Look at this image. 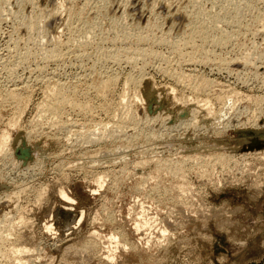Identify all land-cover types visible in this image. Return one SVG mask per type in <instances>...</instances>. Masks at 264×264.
I'll list each match as a JSON object with an SVG mask.
<instances>
[{
	"label": "rangeland",
	"instance_id": "rangeland-1",
	"mask_svg": "<svg viewBox=\"0 0 264 264\" xmlns=\"http://www.w3.org/2000/svg\"><path fill=\"white\" fill-rule=\"evenodd\" d=\"M28 1L0 0V264H264V0Z\"/></svg>",
	"mask_w": 264,
	"mask_h": 264
},
{
	"label": "bare ground",
	"instance_id": "bare-ground-1",
	"mask_svg": "<svg viewBox=\"0 0 264 264\" xmlns=\"http://www.w3.org/2000/svg\"><path fill=\"white\" fill-rule=\"evenodd\" d=\"M69 1V0H68ZM22 2H23V0H22ZM28 2H31V0L30 1H28ZM74 2H75V0H74ZM111 3V2H110ZM2 4H4V2L2 3ZM9 4V3H8ZM60 4V3H59ZM58 4V5H59ZM5 5V4H4ZM61 5V4H60ZM146 5V4H145ZM3 6V5H2ZM2 6H0L1 8H3ZM69 5H67L65 8L67 9V7H68ZM100 6V5H99ZM32 7V6H31ZM58 7V6H57ZM61 8H63L62 7V5L60 6ZM9 8V7H8ZM61 8H59V9H61ZM71 8V7H70ZM32 9V8H31ZM52 9V8H51ZM58 8H56V11L58 12V10H57ZM64 9V8H63ZM65 9V10H66ZM2 10H4V9H2ZM1 10V11H2ZM20 10V9H19ZM22 10V9H21ZM80 11L79 12H82L81 11V9H79ZM5 11V10H4ZM18 11V10H17ZM76 11H78V10H76ZM95 11V10H94ZM23 12V11H22ZM31 12V11H30ZM41 12V11H40ZM55 12V11H54ZM54 12H52L53 14H54ZM16 13V12H15ZM18 13H19V11H18ZM56 13V12H55ZM73 13V12H72ZM76 13H78V12H76ZM94 13V12H93ZM96 13H97V10H96ZM99 14H100V12H98ZM98 13L96 14V16H98ZM102 13V12H101ZM1 14V13H0ZM22 14V13H21ZM21 14H18V15H20L21 16ZM44 14V13H43ZM61 14V13H60ZM95 14V13H94ZM106 14V13H105ZM30 15V14H29ZM78 15V14H77ZM85 15V14H84ZM100 15H103V14H100ZM99 15V16H100ZM113 15V14H112ZM123 15V14H122ZM218 15V14H217ZM35 16H37V14L35 15ZM35 16H34V18H35ZM67 16V15H66ZM72 16H73V14H72ZM75 16V15H74ZM86 16V15H85ZM104 16V15H103ZM2 17V16H1ZM89 16H86V17H84V16H82L81 14H80V16H79V18L77 17V19H80V21L82 22V28L84 29L83 30V33H84V31H85V34H87L86 33V30H87V32L89 31V32H92L93 30H94V28H96L98 25H99V21H98V19L95 17V18H88ZM113 17H114V19H115V17H117V16H114L113 15ZM20 18H24L23 16L22 17H20ZM32 18V17H31ZM30 18V19H31ZM40 18H41V16H40ZM76 18V17H75ZM74 18V19H75ZM38 19V18H37ZM72 19V18H71ZM77 19H75L76 21H77ZM114 19H113V21H114ZM142 19V18H141ZM24 20H26V19H24ZM28 20V19H27ZM35 19H33V22H30L31 20H28L29 21V30H30V27L32 26L33 27V25H35V21H34ZM48 20V19H47ZM55 20V19H54ZM74 20V22H76ZM22 21H23V19H22ZM69 21V20H68ZM79 21V20H78ZM111 21H112V19H111ZM26 22V21H25ZM39 22V21H38ZM66 20H65V24L64 25H66ZM69 22H72V21H69ZM37 23V22H36ZM68 23V22H67ZM78 22H76L75 24H77ZM119 23V22H118ZM22 24H23V22H22ZM25 24H27V22L25 23ZM111 24H113L112 22H111ZM185 24V23H184ZM226 24V23H225ZM24 25V24H23ZM71 24H69V26H70ZM68 26V25H67ZM72 26V25H71ZM79 26V25H78ZM77 26V27H78ZM80 26H81V24H80ZM114 26V25H113ZM226 26V25H225ZM28 27V26H27ZM76 27V26H75ZM115 27V26H114ZM139 27V26H138ZM34 28H37V27H34ZM33 28V29H34ZM68 28V27H67ZM81 28V27H80ZM112 28V27H111ZM73 29V28H72ZM117 29V28H116ZM120 29V28H119ZM39 30V29H38ZM127 30V29H126ZM32 31V30H31ZM37 31V30H36ZM82 31V30H81ZM123 31V33L124 32H126L125 31V29L123 28L120 32H122ZM138 31V30H137ZM141 31V30H140ZM143 31V30H142ZM167 31V30H166ZM88 32V33H89ZM147 32V31H146ZM145 32V33H146ZM12 33V32H11ZM94 33V32H93ZM114 33V32H113ZM131 33V32H130ZM193 33V35L191 36L190 35V38L191 37H193L194 38V36H196V34L197 33H195V30L194 31H192L191 32V34ZM72 34H73V32H72ZM91 34V33H90ZM119 34V33H118ZM171 34V33H170ZM79 35V34H78ZM86 36H88V35H86ZM130 36V35H129ZM89 37V36H88ZM117 37V36H116ZM122 36H120V38H121ZM124 37H126V36H124ZM128 37V36H127ZM131 37V36H130ZM136 37H137V39H136V42H138V43H141V42H144V41H146V39H148L149 38V36H148V38H147V34H142V33H137L136 34ZM83 38H85V37H83ZM82 38V39H83ZM91 38V37H90ZM103 38H104V36H103ZM154 38V37H153ZM196 38V37H195ZM28 39H30V38H28ZM35 39V38H34ZM72 39V38H71ZM86 39V38H85ZM84 39V41H86ZM88 39V38H87ZM105 39V38H104ZM118 39V38H117ZM152 39V38H151ZM167 39V38H166ZM169 39V38H168ZM23 40V39H22ZM58 40V39H57ZM76 40V39H75ZM89 40V39H88ZM92 40V39H91ZM90 40V42L91 43H93L92 41ZM126 40V39H125ZM155 40V39H154ZM157 40V39H156ZM164 40V39H163ZM175 40V39H174ZM109 41V40H108ZM129 41V40H128ZM128 41H127V43H128ZM56 42H58V41H56ZM55 42V43H56ZM89 42V43H90ZM97 42V41H96ZM102 42V41H101ZM114 42V41H113ZM113 42H111V43H113ZM148 42V41H147ZM167 42V41H166ZM11 43V42H10ZM42 43H44V42H42ZM54 43V44H55ZM65 43V42H64ZM83 43V42H82ZM88 43V42H87ZM88 43V44H89ZM152 43V42H151ZM162 43V42H161ZM190 43V42H189ZM84 44V46L85 45H87L86 43H83ZM97 44V43H96ZM101 44V43H100ZM154 44H156V43H154ZM82 45V44H81ZM115 45V44H114ZM129 45V44H128ZM139 45V44H138ZM141 45V44H140ZM164 45V44H163ZM16 46V45H15ZM55 46H56V44H55ZM63 46V45H62ZM83 46V45H82ZM148 46V45H147ZM14 47V46H13ZM99 47V46H98ZM134 47V46H133ZM136 47V46H135ZM143 47V46H142ZM141 46H140V49H141V51H144V49L142 48ZM55 48V47H54ZM53 48V50H51V48H50V52L48 53L46 50V52L48 53L47 54V58L44 56V58L45 59H55V60H58L57 58H59L57 55H59V49L61 48H56V49H54ZM10 49V48H9ZM116 49V48H115ZM135 49V48H134ZM138 49V48H137ZM139 49V50H140ZM168 49V48H167ZM40 50V49H39ZM101 50V49H100ZM117 50V49H116ZM125 50H126V48H125ZM66 51V50H65ZM65 51H63L64 53H65ZM74 51V50H73ZM132 51V50H131ZM141 51H139V52H141ZM151 51V50H150ZM45 52V53H46ZM67 52V51H66ZM83 52V51H82ZM92 52V51H91ZM145 52V51H144ZM21 53V52H20ZM44 53V52H43ZM61 53H62V51H61ZM60 53V54H61ZM81 53V52H80ZM84 53V52H83ZM120 53V52H119ZM122 53V52H121ZM146 53V52H145ZM76 54V53H75ZM79 54V53H78ZM103 55H104V53H102ZM117 54V53H116ZM24 55V54H23ZM46 55V54H45ZM107 55V54H106ZM110 56H111V53L109 54ZM112 55H114V54H112ZM118 55V54H117ZM123 55V54H122ZM125 55V54H124ZM142 55V54H141ZM11 56V55H10ZM19 56V55H18ZM56 56H57V58H56ZM63 56H64V54H63ZM62 56V57H63ZM78 56V55H77ZM126 56V55H125ZM124 56V57H125ZM128 56V55H127ZM136 56V55H135ZM55 57V58H54ZM62 57H60V58H62ZM116 57V56H115ZM123 57V58H124ZM137 57V56H136ZM43 58V59H44ZM18 59V58H17ZM21 59V58H20ZM130 59H132V58H130ZM46 61H48V60H46ZM44 65H46V64H44ZM47 65H48V63H47ZM29 66V65H28ZM43 66V65H42ZM104 67V66H103ZM38 68V67H37ZM37 70H39V69H37ZM37 72V71H36ZM32 73V72H31ZM51 75V74H50ZM8 77H10V76H8ZM7 81V80H6ZM5 81V82H6ZM105 82V81H104ZM58 83V82H57ZM103 83V82H102ZM29 85V84H28ZM91 85V84H90ZM4 86V85H3ZM12 86V85H11ZM16 86V85H15ZM20 86V85H19ZM25 86V85H24ZM63 85H61V87H62ZM102 86V85H101ZM4 88V87H3ZM11 88V87H10ZM104 88V87H103ZM6 89V88H5ZM89 89V88H88ZM7 91H5L6 93L5 94H7V96H9L11 99H13L16 103H18L19 104V102L21 101V100H23V99H21L20 98V96H19V94H20V90L19 89H17V87L16 88H14L13 87V89H6ZM48 91V90H47ZM1 92V91H0ZM4 92V91H3ZM49 92V91H48ZM51 93V92H50ZM4 94V93H3ZM52 94V93H51ZM70 94H71V92H70ZM98 94V93H97ZM0 95H2L1 93H0ZM22 96V95H21ZM3 97H5V95L3 96ZM46 99V98H45ZM26 100V99H25ZM48 102H46L47 104H45L46 106V109H47V111L48 110H51V111H53V113L54 112H58L59 111V109H60V107L61 106H64V104L66 103V102H68V103H70V107H71V104L73 105V104H76L75 102V100H76V98H74V95H73V97H70V96H68L67 95V92H66V90H65V88L63 89V88H59L53 95H52V97H51V99H49L48 98ZM46 101V100H45ZM22 103V102H21ZM44 103V102H43ZM17 104V105H18ZM66 105V104H65ZM77 105V104H76ZM76 105L74 106H72V107H76ZM44 106V105H43ZM68 106H69V104H68ZM20 107V106H19ZM45 107H43V108H45ZM43 108H42V110H43ZM45 109V110H46ZM22 110V109H21ZM61 110V109H60ZM20 111V110H19ZM47 111H45V112H47ZM21 112V111H20ZM40 113V112H39ZM44 113V112H43ZM52 113V112H51ZM50 113V114H51ZM55 114H57V113H54V115ZM105 114V113H104ZM39 115V114H38ZM19 116V115H18ZM50 116V115H49ZM53 116V115H52ZM40 117V116H39ZM38 117V118H39ZM41 117H42V115H41ZM17 118V117H16ZM19 121V120H18ZM17 121V122H18ZM15 122V121H14ZM13 124V123H12ZM15 124V123H14ZM8 125V124H7ZM17 125V124H16ZM53 125V124H52ZM13 126V125H12ZM9 127V126H8ZM13 128H15V127H13ZM105 128H106V126H105ZM105 131V130H104ZM4 133V132H3ZM5 134H7V133H5ZM69 135V134H68ZM93 135V134H92ZM6 135H4L3 134V136H2V138H4ZM3 141L5 140V138L4 139H2ZM207 145H209V144H207ZM212 145V144H211ZM224 149V148H223ZM101 150V149H100ZM104 153H105V151H103ZM102 152V153H103ZM108 152V151H107ZM106 152V153H107ZM112 152V151H111ZM109 153V152H108ZM100 154V153H99ZM108 156V155H107ZM89 157V156H88ZM101 159V158H100ZM153 159V158H152ZM80 160V159H79ZM99 160V159H98ZM78 161V160H77ZM82 161V160H81ZM87 161V160H86ZM171 161V160H170ZM166 162V161H165ZM84 163V162H83ZM142 163H144V162H142ZM74 164V163H73ZM98 177V176H97ZM98 179V178H97ZM100 179V178H99ZM98 179V180H99ZM102 181V180H101ZM99 182V181H98ZM103 183V182H102ZM101 183V184H102ZM101 184H99L98 183V188H99V186H101ZM91 192H93V191H91ZM181 193V192H180ZM39 194V193H38ZM60 196L61 197H63L65 200H71L72 201V199L65 193V191L63 192V190H61L60 191ZM38 196V195H37ZM40 196V195H39ZM41 197H42V195H41ZM8 200V199H7ZM82 216V215H81ZM11 217V216H10ZM20 217V216H19ZM5 218V217H4ZM20 220V219H19ZM22 222V221H21ZM78 222V221H77ZM144 223V222H143ZM7 224V223H6ZM137 224V223H136ZM152 224V223H151ZM142 224H137L136 226V228H135V230H136V232L137 231H139V229H140V227H143V226H141ZM149 225V224H148ZM44 226H45V224H44ZM145 226H146V222H145ZM3 228V227H2ZM151 228V227H150ZM45 229H47V230H53V228H52V226L51 225H46L45 226ZM165 230V229H164ZM162 231V230H161ZM92 233V236H93V238L92 239H106L107 241H108V245H109V248L107 249V254H106V258H109L110 260H114L115 259V251H117V249L118 248H120V247H123V250H124V248H126V243H124L123 242V240H121L120 239V235H119V233H115V232H111L109 235H102L101 233H99L98 231H93V232H91ZM20 234V233H19ZM6 237V236H5ZM122 237V236H121ZM0 238L2 239V237H1V235H0ZM5 239V238H4ZM5 242L6 240H1L0 242ZM96 241V240H95ZM4 242H3V244H4ZM94 242V241H93ZM123 242V243H122ZM89 243V242H88ZM90 243H91V241H90ZM17 244V243H16ZM96 244V243H95ZM1 243H0V247H1ZM12 245V244H11ZM94 245V244H93ZM13 246V245H12ZM19 245H17V247H16V249L14 248V247H12V250H13V252L11 251V249H10V253L11 254H13V253H17V255L19 254V253H24V252H30V250L29 249H26L25 247H23V248H19L18 247ZM85 246V245H84ZM87 246V245H86ZM2 247H4V246H2ZM91 247V246H90ZM93 247V246H92ZM14 248V249H13ZM19 248V249H18ZM87 248V247H86ZM83 249H84V247H83ZM6 249H4V251H5ZM32 251H33V249H32ZM2 252H3V249H2ZM8 252H9V250H8ZM5 253V252H4ZM7 254V253H6ZM11 254H10V256H11ZM25 254V253H24ZM1 255L3 256V254L1 253ZM5 255V254H4ZM8 255H6V257H7ZM20 256V255H19ZM11 257H13V256H11ZM14 258H15V256H14ZM18 258H20V257H18ZM10 259V258H9ZM7 260V259H6ZM26 261V260H25ZM23 262H24V259H23ZM22 262V263H23ZM18 263V262H17ZM25 263V262H24Z\"/></svg>",
	"mask_w": 264,
	"mask_h": 264
}]
</instances>
